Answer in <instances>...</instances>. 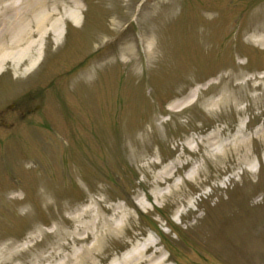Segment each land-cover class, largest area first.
I'll return each instance as SVG.
<instances>
[{"label":"rangeland","instance_id":"1","mask_svg":"<svg viewBox=\"0 0 264 264\" xmlns=\"http://www.w3.org/2000/svg\"><path fill=\"white\" fill-rule=\"evenodd\" d=\"M80 1L82 24L43 40L31 73L0 74V264L57 262L41 256L72 238L84 207L132 215L97 264L150 239L147 255L165 264H264V48L247 34L264 25V0ZM229 75L260 87L237 107L212 106ZM240 129L248 159L208 157L193 140L222 131L230 142ZM180 156V193L156 202L147 181Z\"/></svg>","mask_w":264,"mask_h":264},{"label":"bare ground","instance_id":"2","mask_svg":"<svg viewBox=\"0 0 264 264\" xmlns=\"http://www.w3.org/2000/svg\"><path fill=\"white\" fill-rule=\"evenodd\" d=\"M82 9L80 0H0V74L6 65L11 66L17 76H26L31 73L40 62L43 40L52 38L55 44L59 43L63 34L62 26L67 20L76 26L82 24L80 22ZM247 34L249 35L248 41L264 48V25L249 29ZM128 52L132 53L131 50ZM151 52L153 51H148V54ZM239 78V76L230 75L226 77L221 96L210 101L212 106L237 107L249 99L248 90L252 91L260 87V85L250 86L251 78H248L244 84L238 81ZM198 90L199 87L187 96L180 98L178 103L172 104V106L176 108L191 104ZM251 98L259 105L263 102V97L252 96ZM221 133L222 131L212 132L204 138H193V140L198 146L202 144L210 148L208 157L220 154L225 158L230 154L233 160L249 158L247 151L249 137L243 129H240L234 140L230 142L222 141ZM259 135L264 139V128ZM194 141L192 142L194 143ZM218 146H220V150H218ZM196 147H192L193 151L196 150ZM241 152L243 153L240 158ZM137 158L142 161L145 158V152H139ZM147 163L142 166L143 169L157 167V162L154 160ZM184 164L185 162L181 161L180 156L154 173L147 181L151 188L150 193L156 202L167 201L168 198L176 197L180 193L181 184L173 180L179 172V168ZM202 166L196 164L187 178L195 179L197 174L203 170ZM138 205L144 211L153 208L143 201H140ZM93 210L91 207H84L78 215L71 216L69 219L77 223L76 229L68 233L72 240L59 242L57 247L49 254L42 255L41 258L47 260L58 257L57 262L50 264H97L95 259L102 256L105 242L110 239V236L124 229L127 222L132 220V215L122 209L109 219L99 214L93 216ZM116 217L120 218V223H115ZM68 234H64V237H67ZM64 237L60 239H64ZM88 241H90L89 245L86 244ZM71 242L83 243V246L81 249H73ZM158 244V240L154 239L144 241L134 249L125 252L115 264H165L166 258L154 260L153 255H147L150 249ZM24 247H29V244ZM65 250H68V253L63 254Z\"/></svg>","mask_w":264,"mask_h":264},{"label":"flooded vegetation","instance_id":"3","mask_svg":"<svg viewBox=\"0 0 264 264\" xmlns=\"http://www.w3.org/2000/svg\"><path fill=\"white\" fill-rule=\"evenodd\" d=\"M9 111H10V109H9ZM5 117V116H4ZM3 120H4V118H2L1 116H0V127H5L4 125H5V122H3Z\"/></svg>","mask_w":264,"mask_h":264}]
</instances>
